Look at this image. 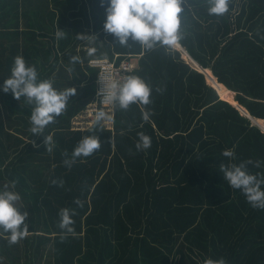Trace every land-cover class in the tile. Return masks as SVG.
<instances>
[{
  "label": "trees",
  "instance_id": "1",
  "mask_svg": "<svg viewBox=\"0 0 264 264\" xmlns=\"http://www.w3.org/2000/svg\"><path fill=\"white\" fill-rule=\"evenodd\" d=\"M107 7L108 0H0V192L18 193L16 206L29 213V234L17 244L0 229V264H264V209L220 170L252 160L260 167L247 171L264 175V0H233L223 16L209 15L207 0H188L180 47L189 61L179 49L148 50L131 38L120 45L104 30ZM17 56L35 66L38 81L77 89L41 135L31 132L35 105L3 91ZM129 59L137 61L129 76L151 87V103H115L112 130L104 120L73 129V118L98 99L102 68L91 61ZM191 61L233 91L248 117ZM142 110L152 113L149 122ZM141 132L151 138L147 150L136 148ZM88 136L102 147L66 166ZM64 208L75 213L72 232L58 226Z\"/></svg>",
  "mask_w": 264,
  "mask_h": 264
},
{
  "label": "clouds",
  "instance_id": "2",
  "mask_svg": "<svg viewBox=\"0 0 264 264\" xmlns=\"http://www.w3.org/2000/svg\"><path fill=\"white\" fill-rule=\"evenodd\" d=\"M101 2L103 5L104 0H101ZM187 3L188 0H108L104 30L113 34L122 46H128V41L131 38L132 41L139 43L148 50H152L157 46L165 48L166 51L174 50L180 47V41L184 38L181 31L182 13L185 12ZM232 3L233 0H207L208 14L223 16L229 12V5ZM55 36L57 40L62 39L64 31L59 29ZM89 37L95 39L93 36L77 35V38L82 41ZM85 51L88 56H93L97 49L89 47ZM183 58L187 60L185 57ZM187 58L190 60L189 57ZM78 61H80L79 56L71 57L72 63ZM192 63L194 64V62ZM195 67L198 69L197 66ZM207 71L213 75L211 70ZM215 90L217 91V89ZM3 91L5 93L11 92L17 100L26 97L29 104L35 105L30 117L31 132L34 135H41L45 127L53 123L66 110L68 100L76 95L77 89L69 87L64 91H57L51 80L38 81V72L35 66H26L25 58L17 56L14 58L10 78L4 81ZM151 92V87L143 79L138 76H129L123 83L116 80L110 84L105 83L98 94L103 96L102 103H118L121 109L127 110L134 103L149 105L151 103ZM151 115L152 113L149 111L142 110V118L145 122L150 121ZM105 119H111V117L107 116L105 111L100 110L96 115L97 123ZM262 124L264 125V123ZM138 136L137 150L149 149L152 145L151 138L143 132L138 133ZM51 141V136L45 137L48 152L52 151ZM101 147L99 137H84L74 148L72 159H65L63 163L71 167L76 158L88 157ZM222 155L233 157L234 153L232 150L226 149ZM252 163H255L256 167H260L259 161L248 160L239 165L233 164L230 167L221 164L220 170L224 173V179L228 181L230 187L241 190L246 196L247 202L253 208L264 209V190L261 188L264 185V175L250 174L247 171V164ZM52 183L57 184L58 182L54 180ZM59 185L63 186L62 180L59 181ZM5 187L7 188V185ZM20 199V195L16 192H0V229L4 233H10L8 237L9 245L17 244L29 234V223L25 222L29 217V213L28 211L21 212V209L16 206V202ZM76 203L79 204V200ZM74 214V211L68 208L61 209L59 213L61 219L58 226L68 232L74 231L71 227L74 224L72 219ZM205 264H226V261L223 258L219 260L208 259Z\"/></svg>",
  "mask_w": 264,
  "mask_h": 264
},
{
  "label": "built area",
  "instance_id": "3",
  "mask_svg": "<svg viewBox=\"0 0 264 264\" xmlns=\"http://www.w3.org/2000/svg\"><path fill=\"white\" fill-rule=\"evenodd\" d=\"M91 64L95 67L102 68V73L98 80L99 91L104 87L105 83L110 84L114 80L123 83L124 80L129 77V73L133 71L136 66V64L130 60H123L120 64H116L115 60L112 62L109 60H93L91 61ZM97 100L91 103L85 112L73 118V129L86 130L93 126L96 123V115L100 110L105 111L107 116L111 117V119H105L104 124L107 128L111 130L113 129L115 103H102L103 96L99 94Z\"/></svg>",
  "mask_w": 264,
  "mask_h": 264
},
{
  "label": "water",
  "instance_id": "4",
  "mask_svg": "<svg viewBox=\"0 0 264 264\" xmlns=\"http://www.w3.org/2000/svg\"><path fill=\"white\" fill-rule=\"evenodd\" d=\"M177 49L183 51V49H182L181 47H179V48H177ZM184 53H185V52H184ZM184 55H185L186 57H189L186 53H185ZM189 58H190V57H189ZM194 64H195V66L198 67L199 71L205 75V78L207 79L208 83H209L211 86H213L215 89H217V88L215 87V85H213V84L211 83V81H214V83H216V86H217V87L223 86L222 84H220V83L217 82V79L214 78V76L211 74V72H209V71L203 69V68L200 67L196 62H194ZM217 91H218V89H217ZM228 91H229V90H228ZM229 92H231V91H229ZM218 93H219V92H218ZM231 93H232V92H231ZM232 94H233V93H232ZM219 95H220V94H219ZM220 97L222 98L221 95H220ZM232 98H233V100H230V99H229V100H227V101H228L229 103H231V104L233 105L234 108H236L237 110H239V111L241 112L242 115L248 117L247 111H246L243 107L239 106V105L234 101V97H232ZM222 99H225V98H222ZM259 125H261V126L264 128V125H263V124H259Z\"/></svg>",
  "mask_w": 264,
  "mask_h": 264
},
{
  "label": "bare ground",
  "instance_id": "5",
  "mask_svg": "<svg viewBox=\"0 0 264 264\" xmlns=\"http://www.w3.org/2000/svg\"><path fill=\"white\" fill-rule=\"evenodd\" d=\"M211 83L213 85H215V87L221 91L222 96H223L222 98H225L226 100H229V99L233 100V98H232L233 94L231 92H229L228 89L224 88L223 86L217 87L216 83H214V81H211Z\"/></svg>",
  "mask_w": 264,
  "mask_h": 264
},
{
  "label": "rangeland",
  "instance_id": "6",
  "mask_svg": "<svg viewBox=\"0 0 264 264\" xmlns=\"http://www.w3.org/2000/svg\"><path fill=\"white\" fill-rule=\"evenodd\" d=\"M183 53H184V52H183ZM184 54H185V53H184ZM184 54H183V57H185V58L189 61V59H188ZM220 94H221V96H222L221 91H220ZM233 95H235V94L233 93ZM222 97H223V96H222ZM83 112H85V111H83ZM83 112H81L80 114H82ZM80 114H78V116H79Z\"/></svg>",
  "mask_w": 264,
  "mask_h": 264
},
{
  "label": "crops",
  "instance_id": "7",
  "mask_svg": "<svg viewBox=\"0 0 264 264\" xmlns=\"http://www.w3.org/2000/svg\"><path fill=\"white\" fill-rule=\"evenodd\" d=\"M129 60L137 64V61L135 59H129Z\"/></svg>",
  "mask_w": 264,
  "mask_h": 264
}]
</instances>
